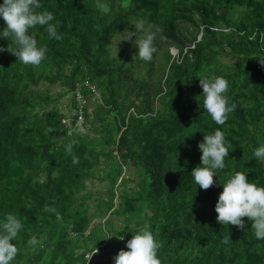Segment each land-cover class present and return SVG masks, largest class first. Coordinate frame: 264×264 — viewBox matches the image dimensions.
Segmentation results:
<instances>
[{"label":"trees","instance_id":"trees-1","mask_svg":"<svg viewBox=\"0 0 264 264\" xmlns=\"http://www.w3.org/2000/svg\"><path fill=\"white\" fill-rule=\"evenodd\" d=\"M40 4L38 11L54 15L63 37L50 39L42 26L30 30L38 46H47L46 59L33 67L0 52V221L13 213L23 224L11 241L20 249L12 264H85V254L97 247L108 258L96 264H114L111 250L127 251V241L146 225L161 245V264H264V239L256 238L252 222L242 218V230L221 225L214 210L223 183L236 171L247 170L249 182L264 187V161L253 156L264 145V0H117L116 8L115 0ZM238 7L239 17L231 21ZM175 19L201 33L200 39L181 36ZM133 20L159 25L178 53L167 49L160 61H144L140 88L128 89L125 106L111 111L124 71L111 57V44L133 28ZM5 27L0 18V31ZM9 43L11 38H0V47ZM208 74L228 80L226 95L237 104L222 126L203 109L199 79ZM85 79L98 98L85 113L83 132L68 135L64 115L50 108L56 100L51 94L66 97ZM161 81L163 91L152 105V84ZM84 93L93 96L85 87ZM110 111L118 113L111 121L118 137L92 135L98 121L108 132L101 117ZM217 129L232 147L226 168L216 170L214 185L202 190L191 172L200 166L203 135ZM73 140L69 155L66 146ZM107 162L109 167H97ZM130 174L135 178L126 177ZM46 204L62 220L43 211ZM119 207L121 229L106 231L91 223L94 218L107 223ZM228 234L230 243H222ZM33 235L39 241L34 247L27 244ZM114 238L115 245H107Z\"/></svg>","mask_w":264,"mask_h":264},{"label":"clouds","instance_id":"clouds-1","mask_svg":"<svg viewBox=\"0 0 264 264\" xmlns=\"http://www.w3.org/2000/svg\"><path fill=\"white\" fill-rule=\"evenodd\" d=\"M41 7L40 0H3L0 4V18L3 19L6 27L0 31V38H11V43L7 49L0 47V52L7 51L24 65L33 67H38L46 59L47 46H38V41L30 30L36 26H42L50 39L61 40L63 37L58 34L59 22L53 23L54 15L46 10L38 11ZM100 7L103 11H108L106 4ZM135 29L136 31L125 30L121 34V41H129L135 37L137 56L145 62H151L154 54L158 52L154 43L156 39L154 26L140 20L135 24ZM261 64L264 65V62ZM199 86L202 89L203 109L215 124L224 125L229 114L237 108V104L230 103V98L226 95L229 89L228 80L223 76L208 74L199 79ZM51 131H53L52 128L46 129V132ZM75 143L76 141L73 140L66 146V152L69 155ZM231 147L232 145L225 140L224 132L219 129L212 134L203 135V141L198 144L201 153L200 166L193 168L191 172L195 183L202 190H208L214 185L213 177L216 170L226 168L225 158L228 157ZM253 156L264 161V145L255 148ZM72 162L78 164L79 157L73 155ZM222 188L214 209L217 214V223L232 225L242 230L245 228L242 218L246 217L252 222L251 228L256 238L264 239V187L257 186L255 182H249L247 170H244L230 175ZM43 211L54 213L57 220H62L61 214L54 207L46 204ZM22 229L23 224L16 214L8 213L0 221V264H12L19 254L20 249L11 241L17 239ZM73 235L76 234L73 233ZM230 241L228 234L224 236L222 243L228 244ZM38 243L35 235L27 241V244L33 247ZM160 247L150 226L146 225L127 241V251L121 249L113 257L114 264H161V260L157 257ZM97 248H94V251L91 250L92 252L89 251L91 253L86 257L87 264L94 255L98 254Z\"/></svg>","mask_w":264,"mask_h":264},{"label":"rangeland","instance_id":"rangeland-1","mask_svg":"<svg viewBox=\"0 0 264 264\" xmlns=\"http://www.w3.org/2000/svg\"><path fill=\"white\" fill-rule=\"evenodd\" d=\"M117 7V0H115V4H114V8ZM242 9V7H238L236 9L233 10L232 15L230 17L231 21H235L238 17H239V10ZM139 20H133L132 21V25L133 28L131 30L128 31H136L135 29V24L138 22ZM174 24L177 26L178 32L181 36L185 37L187 36L188 39L189 38H195L197 41L200 39L201 37V33H197L195 32V30H193V27H191L189 24H187L184 21H180V19H175L174 20ZM154 26V31H156V39L154 41L155 46L159 49V53L157 55H155L153 57V59H155L156 61H160L162 59V54L163 51L165 52L167 49L170 52L171 55H173L174 51L173 49H176L174 47V44L167 38H165L164 36H162L160 34V30L161 28L159 27V25L157 24H151ZM224 31H227V29H225ZM140 34L138 33V36ZM138 38V37H137ZM122 39V35H117L116 37L113 38V42L111 44V57L115 58V60L118 62L119 65H123V77L122 80L117 83L115 85V89L117 90V96L115 99V101H113L111 104H109V108L111 111L117 109H121L122 105L125 106V99L127 98V90L128 89H134L135 87L137 88V86L140 85V83L142 82V74H140V71L143 70V63L144 61L141 60L137 54H138V49L136 48L135 45V37H132L129 41H121ZM188 43H186V45H191V43L189 41H187ZM193 46V45H192ZM192 46H190L192 48ZM178 53V51H177ZM177 53H175V57L177 56ZM132 77H135L136 79L134 80ZM83 81H89L88 79H85ZM136 81V82H135ZM86 83V82H85ZM81 84V83H79ZM90 85V84H89ZM96 85V84H95ZM135 88V89H136ZM140 88V86H139ZM58 89V88H57ZM163 91V82L161 81V83H153L152 84V105L155 104L156 98L159 97V95L161 94V92ZM50 92V91H49ZM52 98L51 99H56L55 102L53 104L50 105V108H54V106L57 108V110L62 114V116L64 115V119L69 117L70 114H73V108H74V104L70 102L71 96H72V92H70L66 97L64 96L63 98L62 95H58V92H55L54 94H51ZM43 106H46V100H44L42 102ZM65 107H67L65 109ZM107 109V107H106ZM111 111L107 114V116H102L101 118H104L106 120V123H109L108 125H110V128L108 127V132L103 131L102 132V125L104 124L102 121L99 123L94 124L93 128L91 127L92 131L91 134L92 135H100L98 137L101 136H105L107 134H109V132L112 133V136L117 138L118 136L116 135V132H113L112 127H111V121L112 118H116L118 117V113H113L111 114ZM93 112L96 113V110L93 109V111H91V113ZM91 115V114H90ZM96 115L93 116V118H95ZM111 119V120H110ZM124 129V127L121 128V130ZM64 130H66V127L64 125ZM80 132L83 131V127L79 130ZM97 131V132H94ZM120 133L122 134V131H120ZM105 150L108 149V147H104ZM102 164V163H100ZM105 165L107 167H109L110 163L107 162L106 164H102V165H97L98 168H103L105 167ZM103 175H107L109 173V170L106 168L104 171H102ZM129 179H134L135 176H133V174H130ZM119 202V200H115L113 201V206L114 204L116 205ZM122 208H118L117 210V215L116 216H111L109 217L107 223H102L103 220H99L97 218H94L93 220H91V223H96L99 226H103L104 229L106 231H110L112 229H116L119 230L122 228L123 226V216H122ZM136 222L139 223H145L142 222L139 217H136L134 219ZM115 239H109V242L107 243V245L111 246V245H115ZM119 243H123V240L120 239ZM121 250V249H120ZM120 250H111V256L115 257L116 254L120 251ZM126 251V249H123ZM104 250H101V248H99V252L98 254L95 256L96 260H105L108 258V256H106V254L103 252Z\"/></svg>","mask_w":264,"mask_h":264},{"label":"built area","instance_id":"built-area-1","mask_svg":"<svg viewBox=\"0 0 264 264\" xmlns=\"http://www.w3.org/2000/svg\"><path fill=\"white\" fill-rule=\"evenodd\" d=\"M79 83H81V84H79ZM89 84L90 83L88 81L77 82V83H75L74 88L71 91L72 96H71L70 102L74 104L72 116L75 115L74 116L75 122L72 124L70 118H68V117L63 119V121H62L63 125H65V127H66V131H67L68 135H71L72 131H77V130L79 131L83 127L84 121L86 119L85 113L88 111V106H91L90 103L97 101L98 93H97L95 87L92 84H90V85ZM84 87L87 89H90V91L93 95L91 98H88L85 95ZM67 119H69L70 125H68L69 121ZM72 120H73V118H72ZM92 251H94V250H92ZM91 252L85 254V256H84L85 264H87L86 257ZM95 256L96 255H94L92 257V259L88 262V264H96Z\"/></svg>","mask_w":264,"mask_h":264},{"label":"water","instance_id":"water-1","mask_svg":"<svg viewBox=\"0 0 264 264\" xmlns=\"http://www.w3.org/2000/svg\"><path fill=\"white\" fill-rule=\"evenodd\" d=\"M173 51H174V53H173V55H172V56H174V55H175V53H177V50H176V49H173Z\"/></svg>","mask_w":264,"mask_h":264},{"label":"crops","instance_id":"crops-1","mask_svg":"<svg viewBox=\"0 0 264 264\" xmlns=\"http://www.w3.org/2000/svg\"><path fill=\"white\" fill-rule=\"evenodd\" d=\"M90 107H91V106H88V112L90 111V110H89V109H90Z\"/></svg>","mask_w":264,"mask_h":264}]
</instances>
